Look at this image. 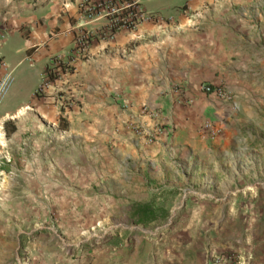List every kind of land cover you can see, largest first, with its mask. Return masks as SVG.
<instances>
[{"label":"crops","instance_id":"0c3cea01","mask_svg":"<svg viewBox=\"0 0 264 264\" xmlns=\"http://www.w3.org/2000/svg\"><path fill=\"white\" fill-rule=\"evenodd\" d=\"M67 1L0 0V78L13 77L0 104L12 158L7 202L18 214L12 244L43 252L52 237L38 222L75 228L107 213L123 237L116 264H212L227 253L230 264H264V195L218 200L250 204L244 223L234 206L180 195L234 187L251 162L237 145V111L241 87H256L264 71V25L238 23L208 0L149 10L140 0L155 21L93 40L87 60L76 56L36 94L53 57L72 56L79 14L77 0ZM27 63L38 67L36 86L22 72ZM207 85L231 92V101L204 92Z\"/></svg>","mask_w":264,"mask_h":264},{"label":"rangeland","instance_id":"374dc122","mask_svg":"<svg viewBox=\"0 0 264 264\" xmlns=\"http://www.w3.org/2000/svg\"><path fill=\"white\" fill-rule=\"evenodd\" d=\"M67 1V7H70V2ZM79 1V0H77ZM185 0H143V7L149 9H162L173 8L174 6L186 7ZM206 4H215L220 6V10L226 12L227 15L233 14L236 16V22H250L253 25H264V16H256L257 10L263 9L264 12V0H208L204 1ZM77 6V11H78ZM79 22V18L77 23ZM77 33L73 41V46L69 50L70 54L66 55V58L62 59L65 65L72 67L73 58H81L87 60L90 55V45L93 40L100 39L98 35L91 36L87 33L81 35L80 31H84L93 23L87 24L84 28H77ZM103 23V21L97 22V24ZM86 30V31H87ZM83 41H86L87 51L83 54L78 49V45L75 43L76 39L82 37ZM90 37V38H89ZM103 39V38H102ZM66 59V60H65ZM59 63L53 61L47 69H51V73L55 71L59 73L61 70H56V65ZM25 64L22 66V72L28 71V86L38 85L36 79L38 78V67L31 68ZM264 71L262 74L254 77L256 87H241L242 91L240 96L242 103L240 109L237 111V145L241 149L245 159L250 160V164L244 166L242 171L238 172L236 179L234 180V187L225 188H209L208 191H204L202 188L194 189H181L180 195L187 197L191 195V192L206 196L205 198L211 203L212 208L216 204H223L225 210L234 206L236 212H242L244 215L241 218L242 223L250 216V204H240L237 202L235 205L220 203L218 200L222 197L232 198L234 196H263L264 195ZM48 73V71H47ZM57 77V78H58ZM48 79V74L43 75L41 87H44L45 81ZM54 81V80H53ZM21 82V81H20ZM224 91L225 97L218 98L223 101H231L232 94L229 91H225L222 87H218ZM247 97V98H246ZM249 98V100H248ZM247 100L249 104L247 103ZM1 148V147H0ZM253 162L255 164H253ZM251 163L253 164L251 166ZM5 186L0 192V250L2 254V264H116L122 261V240L123 237L119 235L114 236L113 224L108 219L107 213L101 215L99 219L95 220H83L79 221L75 228L68 224H57L52 221L51 224L44 222H38L36 224L37 230H48L51 234L52 241L46 247V250L39 252L29 249L28 245L15 246L12 244L13 236L11 235L12 227L15 223V219L18 218L15 209L12 210V205L7 202V191ZM217 199V203L214 200ZM181 201V200H180ZM2 204V205H1ZM181 202L175 204L174 214L183 210ZM197 208L196 204L192 208ZM196 210V209H195ZM212 210V209H211ZM216 223V220L212 221V224ZM215 225V224H213ZM68 229V232L65 231ZM60 230V231H59ZM117 239L116 242L113 239ZM117 252L119 259L118 262H114L113 254ZM229 254V253H227ZM230 255V254H229ZM113 260V261H112Z\"/></svg>","mask_w":264,"mask_h":264},{"label":"built area","instance_id":"2783aa9c","mask_svg":"<svg viewBox=\"0 0 264 264\" xmlns=\"http://www.w3.org/2000/svg\"><path fill=\"white\" fill-rule=\"evenodd\" d=\"M79 22L77 23V28H84L89 23H97L103 21V23L96 24L97 26L93 29H82L80 31L81 35L87 33V35L96 36L106 39L112 38L115 34L120 31H135L139 24L143 22H152L157 18L153 13L145 12L140 6V0H79L77 1ZM89 37V38H90ZM84 36L76 39L75 43L78 45V49L85 53L87 51L86 41H83ZM63 59V56L56 55L53 57L52 62L59 61ZM13 82V77L11 73H5L0 78V104L7 94L11 84ZM43 87L39 86L36 94L41 93ZM203 91L206 93L213 94L216 98L225 97L224 91L218 87L205 86ZM145 110V108H144ZM203 128H210V122H205L202 126ZM139 130V129H138ZM140 135L147 136L144 128L140 129ZM151 142L148 137L146 139ZM0 192L5 186H7L8 177L10 172H5L4 166L9 165L12 162L10 153L7 151L6 143L2 139L0 143ZM232 257L229 254H221L213 257L212 264H230L232 262Z\"/></svg>","mask_w":264,"mask_h":264},{"label":"trees","instance_id":"16d2710c","mask_svg":"<svg viewBox=\"0 0 264 264\" xmlns=\"http://www.w3.org/2000/svg\"><path fill=\"white\" fill-rule=\"evenodd\" d=\"M64 60H60L59 64L56 65V70H61V71H66V70H71L72 68L68 67L65 65ZM48 71V73H47ZM58 72L59 71H55L54 73H51V69H47L45 68V70L43 71V73H45L46 75L48 74V79L45 81V83L51 82L55 79H57L58 77Z\"/></svg>","mask_w":264,"mask_h":264},{"label":"bare ground","instance_id":"6f19581e","mask_svg":"<svg viewBox=\"0 0 264 264\" xmlns=\"http://www.w3.org/2000/svg\"><path fill=\"white\" fill-rule=\"evenodd\" d=\"M0 143H2V141H1V134H0Z\"/></svg>","mask_w":264,"mask_h":264}]
</instances>
